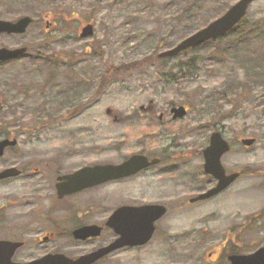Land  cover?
I'll return each instance as SVG.
<instances>
[{"label":"rangeland","instance_id":"1","mask_svg":"<svg viewBox=\"0 0 264 264\" xmlns=\"http://www.w3.org/2000/svg\"><path fill=\"white\" fill-rule=\"evenodd\" d=\"M236 1L0 0V18L34 17L25 33H0V47L28 46L26 54L0 63V138L10 133L18 140L0 156V171H23L0 180V237L25 243L15 260L54 251L76 256L108 243L115 236L108 227L84 242L70 231L104 224L127 203H163L168 211L150 242L119 248L95 264H229L233 244L243 253L264 244V0H255L238 30L217 44L163 61L155 52ZM82 21L95 24L92 37L79 36ZM113 65L120 73L99 88ZM256 68L261 75L252 81ZM173 104L186 105L188 113L171 123ZM215 130L232 143L225 165L243 173L222 194L193 204L189 199L210 184L202 150ZM245 137L256 140L246 145ZM141 152L161 162L57 197L59 174ZM48 232L55 235L43 239Z\"/></svg>","mask_w":264,"mask_h":264},{"label":"water","instance_id":"2","mask_svg":"<svg viewBox=\"0 0 264 264\" xmlns=\"http://www.w3.org/2000/svg\"><path fill=\"white\" fill-rule=\"evenodd\" d=\"M254 0H238L232 4L221 16L214 19L206 26L188 35L176 45L161 51L159 58L174 57L181 52L194 48L202 43L227 35L246 15L249 6ZM33 18L30 15L22 16L16 20L0 19V33H24ZM94 24L87 22L82 25L80 37L86 38L94 34ZM27 46L0 47V62L14 59L27 52ZM150 108V107H149ZM173 118H183L187 114L185 105L171 108ZM255 138L245 137L242 142L251 145ZM17 144V138L4 137L0 139V156L8 146ZM230 150V142L223 134L216 130L211 134L210 144L203 149L205 158L204 170L218 179V183L202 191L191 201L207 199L219 194L235 181L240 172L227 174L221 162L224 153ZM158 157L149 158L143 153H134L119 163H96L82 166L75 171L61 174L57 178V196L79 192L104 182L121 179L138 173L144 168L157 164ZM21 170L17 167H8L0 171V180L18 176ZM167 212V206L160 203H145L140 205L123 204L118 206L109 216L106 225L111 227L117 237L110 243L100 246L92 251L76 257L63 252H50L28 262H18L12 259L15 251L24 244L23 241L0 239V264H93L103 256L125 246H139L148 243L156 229V221ZM102 226L99 224H84L73 230L77 239H86L99 236ZM45 239L47 236L44 237ZM231 264H264V244L250 253H232L228 256Z\"/></svg>","mask_w":264,"mask_h":264},{"label":"trees","instance_id":"3","mask_svg":"<svg viewBox=\"0 0 264 264\" xmlns=\"http://www.w3.org/2000/svg\"><path fill=\"white\" fill-rule=\"evenodd\" d=\"M224 12V11H223ZM223 12H219V13H217V15H215L211 20H213L214 18H216V17H218L219 15H221V13H223ZM48 16V14H46V16L45 17H47ZM58 16H60V18L61 19H63V18H65V16L64 15H58ZM245 18L246 17H244L243 18V20L229 33V34H232V33H234V32H236L237 30H238V27L240 26V24H242L243 22H244V20H245ZM210 19H205V22H204V24L202 25V26H204V25H206L207 23H209L210 21H211ZM82 22H84V21H82ZM81 22V23H82ZM201 26V27H202ZM199 28H200V26H198ZM199 28H197V29H199ZM228 34V35H229ZM224 39V37H220V38H218V39H213V40H211V41H209V43H214V44H217V43H219V42H221L222 40ZM244 41L241 43V45L242 44H244V43H246L247 41H248V39L246 40V38L245 39H243ZM93 42H95V44H96V47H95V53L97 54V55H99V56H101V50H102V44H101V41L100 40H98V39H94L93 40ZM207 43V42H206ZM203 45V44H202ZM201 45V46H202ZM156 53H158V50H156L155 51ZM186 52V51H185ZM184 53V52H183ZM166 58H162V59H157V60H159V61H163V60H165ZM138 64H140L138 61L137 62H135V63H132V66H136V65H138ZM264 65V64H263ZM123 68H125V66L123 67ZM179 69L182 71L183 70V66L182 65H180V67H179ZM120 73V67L119 66H117V65H113V66H110L108 69H107V71L104 73V74H102L101 76H100V84H99V88H100V86H103L104 85V83L107 81V82H109V81H111L112 79H114V78H116L117 76H118V74ZM163 74H165V72H163ZM175 74H173V76H174ZM259 75H261V72H260V70H258L257 68L256 69H254L253 70V73H252V77H255L252 81H255V80H257L258 79V77H259ZM167 77H170V75H169V73H168V75H167ZM247 82V84H248V81H246ZM244 83L245 82H243V83H238L237 85H235L234 87H233V89L231 90V91H226V94L224 93L223 95L225 96V98L226 97H228V95H230V94H236L237 93V91H240L244 86H246V85H244ZM174 105V104H173ZM1 109H3V105L2 104H0V111H1ZM13 114H14V116L15 117H17V114H16V110H13ZM37 114V113H36ZM4 114L1 112V114H0V125H2V122H3V118H4V116H3ZM37 116H40V115H36V117ZM170 122L171 123H173V120H170ZM10 135V133H7L6 134V136H9ZM167 156H169V155H167ZM258 216V215H257ZM246 225L244 224V225H242L241 227H245ZM241 252V249H240V245H239V243H236V244H233L232 245V247H231V250H229V253L228 254H230V253H240Z\"/></svg>","mask_w":264,"mask_h":264},{"label":"flooded vegetation","instance_id":"4","mask_svg":"<svg viewBox=\"0 0 264 264\" xmlns=\"http://www.w3.org/2000/svg\"><path fill=\"white\" fill-rule=\"evenodd\" d=\"M230 143H231V141H230ZM210 144V140H209V143L207 144V145H209ZM231 149H232V143H231V148H230V150H229V152L231 151ZM228 153V152H227ZM227 153H225V154H227ZM202 154H203V152H202ZM224 154V155H225ZM223 155V156H224ZM223 156H222V164H223V166H224V168H225V171H226V173L227 174H230V173H233V172H240V175H239V177L235 180V181H233L225 190H223L222 192H220L219 194H217V195H215V196H213V197H210V198H208V199H203V200H196V201H191V199L193 198V197H196L200 192H202V191H204L205 189H209V188H211V187H213V186H215L216 184H217V182H218V179L216 178V177H214L212 174H209V173H205L206 175H207V177L210 179L208 182H210V184L206 187V188H204L203 190H200L196 195H194V196H192L190 199H189V201L191 202V203H199V202H202V201H207V200H210V199H212V198H214V197H216V196H218V195H220V194H222L223 192H225L226 190H228L241 176H242V173H243V170H242V168L241 169H232V170H230V169H228L227 168V166L225 165V162L223 161ZM203 166H204V156H203ZM203 169H204V167H203ZM92 223V222H91ZM82 224H85V223H81L80 225H82ZM89 224V223H88ZM100 224V223H99ZM80 225H78V226H80ZM75 228V227H74ZM73 228V229H74ZM73 229L70 231V234L72 233V231H73ZM105 230V227H103V230H102V233H103V231ZM51 235H55V233H51ZM0 238H5V239H12V240H17V238H13V237H6V236H3V237H0ZM97 238H99V236L98 237H88V238H86V239H75L74 238V240H76V242H84V241H92V240H95V239H97ZM91 251V250H90ZM82 254V253H81ZM80 255V254H79Z\"/></svg>","mask_w":264,"mask_h":264}]
</instances>
